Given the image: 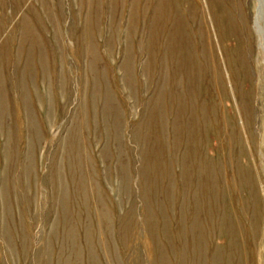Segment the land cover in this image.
<instances>
[{"label":"rangeland","instance_id":"1","mask_svg":"<svg viewBox=\"0 0 264 264\" xmlns=\"http://www.w3.org/2000/svg\"><path fill=\"white\" fill-rule=\"evenodd\" d=\"M0 264H264V0H0Z\"/></svg>","mask_w":264,"mask_h":264}]
</instances>
